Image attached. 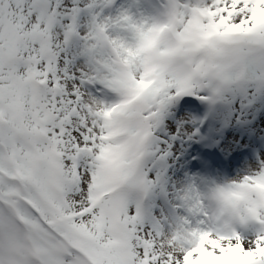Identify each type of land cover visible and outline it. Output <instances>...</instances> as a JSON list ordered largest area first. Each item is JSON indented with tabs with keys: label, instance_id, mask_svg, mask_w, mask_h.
<instances>
[{
	"label": "snow or ice",
	"instance_id": "snow-or-ice-1",
	"mask_svg": "<svg viewBox=\"0 0 264 264\" xmlns=\"http://www.w3.org/2000/svg\"><path fill=\"white\" fill-rule=\"evenodd\" d=\"M97 2L0 0V264H264V227L165 239L137 197L186 143L193 167L264 145V0H160L127 37L81 25ZM253 163L217 193L264 226Z\"/></svg>",
	"mask_w": 264,
	"mask_h": 264
},
{
	"label": "rangeland",
	"instance_id": "rangeland-1",
	"mask_svg": "<svg viewBox=\"0 0 264 264\" xmlns=\"http://www.w3.org/2000/svg\"><path fill=\"white\" fill-rule=\"evenodd\" d=\"M156 1L160 3V0ZM90 2L91 0H80L81 8ZM153 12L147 0H110V3H105V0H98L92 9L81 11L78 19L81 25H86L91 22L92 16L95 15L98 20H107L109 22V34L112 37H127L129 36L128 27L120 22V17L127 15L133 23L151 22L157 17ZM226 131L227 129H225ZM260 139H264V137ZM193 143H198V141ZM191 147V143H186L181 147L180 151L190 150ZM261 147H264V145ZM261 147H253L249 152L248 146L245 145L241 152H249V154L233 157L232 153H229L223 156V165L227 166L228 170L231 171L230 174L235 176L241 175L242 171L246 170L248 171L245 175L251 174L255 170L253 161L257 164L260 162ZM180 151L178 153L172 152L163 159L151 161L150 182L142 192V196L137 193V197L141 199V215L144 223L168 235L173 233L184 234L187 230L193 228L219 231L229 227L227 226V221L232 217L226 218V220L225 218H211L203 203L204 194L208 190L230 182L229 172L223 171L221 174L219 168L212 165L211 167L216 173V175H213L224 178L225 182L223 185L215 182L210 176L197 181L198 177L193 182H184L181 190L176 191L175 194L166 195V182L171 175L168 169L174 163L173 154L179 156L181 154ZM235 162H238L240 166L232 170ZM223 165L222 163L219 164L221 168ZM236 169H239L238 172ZM159 183L162 184L160 188ZM169 184L172 185L171 183ZM198 187L200 188L198 189ZM167 192L169 193L170 191ZM190 218L196 221V225L191 224ZM251 221L254 226L245 225V232L239 235L247 237L250 231L257 233L264 227L262 225L259 226L258 224L260 223L257 220L251 219Z\"/></svg>",
	"mask_w": 264,
	"mask_h": 264
},
{
	"label": "bare ground",
	"instance_id": "bare-ground-1",
	"mask_svg": "<svg viewBox=\"0 0 264 264\" xmlns=\"http://www.w3.org/2000/svg\"><path fill=\"white\" fill-rule=\"evenodd\" d=\"M190 150H183L182 152L180 151V155L177 156L176 154H173V160L174 163L172 166L169 167L168 171L171 173V175L168 177V182L171 183V189L174 191H180L182 184L184 182H193L196 178L197 181L198 180H202L203 178H206L207 176L212 177L215 182H217L220 185H223L225 180L222 176L219 177H215L213 175V172L211 171V164L206 165L205 167H193V163L196 160H200L201 157L199 156H195V157H189L188 156V152H190ZM219 162V161H218ZM216 166H219L218 164H216ZM228 171L227 167L225 169H223V171ZM210 171V172H208ZM248 170L246 171H242L241 175L239 176H235L233 174L229 175V178H231L230 182L234 179V178H240L243 175L246 174ZM186 179V181H185ZM200 187H198L199 189ZM203 189V186H202ZM197 191V190H196ZM216 219H221V218H216ZM226 220V218H225ZM191 224L196 225V221L193 218H190ZM215 221V220H214ZM245 225H248L249 227L254 226L251 218H246L244 220H241L239 217L237 216H233L231 219H229L227 221V228L223 229V230H219V231H223V232H233L235 231L238 234H243L245 232ZM172 230V229H170ZM169 230V231H170ZM256 233H254L253 231H250L248 236L250 235H254Z\"/></svg>",
	"mask_w": 264,
	"mask_h": 264
},
{
	"label": "clouds",
	"instance_id": "clouds-1",
	"mask_svg": "<svg viewBox=\"0 0 264 264\" xmlns=\"http://www.w3.org/2000/svg\"><path fill=\"white\" fill-rule=\"evenodd\" d=\"M239 178H234L231 182L238 180ZM229 182V183H231ZM228 184V183H227ZM225 184V185H227ZM224 186V185H223ZM219 187V186H218ZM214 187L208 190L204 194L203 203L204 206L210 213L211 218H230L233 216H237V213L229 206H226L223 201L219 198L217 193V188ZM142 196V192L138 193ZM239 212L243 213V206L240 207ZM169 235L165 234V239H168Z\"/></svg>",
	"mask_w": 264,
	"mask_h": 264
}]
</instances>
